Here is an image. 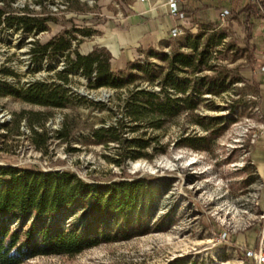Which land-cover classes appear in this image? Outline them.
<instances>
[{
	"label": "rangeland",
	"instance_id": "obj_1",
	"mask_svg": "<svg viewBox=\"0 0 264 264\" xmlns=\"http://www.w3.org/2000/svg\"><path fill=\"white\" fill-rule=\"evenodd\" d=\"M132 2L0 0V81L14 86L34 79L51 81L64 68V57L52 62L44 58L31 70L36 66L28 49L34 38L44 43L66 29L94 30L89 37L76 33L84 39L79 47L83 53L102 34L106 39L115 36L114 21L120 12L129 13L124 6ZM27 14L49 17V30L35 37L27 34L15 20ZM107 22L104 33L100 29ZM247 25L244 17L233 15L213 28L225 37L221 44L212 43L209 64L229 84L219 95H204L196 110L149 130L165 145L152 159L117 166L102 157L107 151L89 135L103 119L109 122L117 116H109L105 107L77 99L66 108H47L0 96V165L69 171L90 183L144 181L137 208L140 225L129 239L101 243L72 257L36 256L22 264H254L243 249L264 250V38L252 32L249 40ZM182 41L169 38L167 31L158 42L120 51L126 50L128 59L144 61L151 49L172 52ZM114 60L116 70L119 61ZM70 76L68 87L89 100L107 102L114 95L108 88L90 89L89 80L79 73ZM103 90L108 97H101ZM213 117L218 119L210 121Z\"/></svg>",
	"mask_w": 264,
	"mask_h": 264
},
{
	"label": "trees",
	"instance_id": "obj_2",
	"mask_svg": "<svg viewBox=\"0 0 264 264\" xmlns=\"http://www.w3.org/2000/svg\"><path fill=\"white\" fill-rule=\"evenodd\" d=\"M246 17L252 41L256 16L251 8ZM49 19L29 14L15 17L16 24L34 37L49 30ZM208 30L212 33L203 44ZM78 32L86 37L95 33L74 28L44 43L34 38L28 49L36 66L31 70L35 71L42 59L52 62L58 56L64 57V68L56 71L51 81L34 79L22 86L0 81V96L47 108H66L77 99L105 107L109 116H117L109 122L103 119L89 136L107 151L102 157L117 166L127 160L152 159L163 152L165 145L149 130H159L169 119L196 110L204 95H219L229 84L209 64L212 43L221 44L225 37L214 31L212 24L202 25L201 31L183 38L179 50L151 49L146 60H131L118 71L111 67L112 55L107 48L96 45L86 54L80 52L84 39ZM207 70L213 75L205 74ZM4 72L14 74L9 69ZM71 73L86 77L90 89L108 88L114 95L107 102L89 100L68 87ZM197 122L213 132L203 121ZM143 186V179L100 184L69 171L0 165V264H22L36 256L72 257L101 243L129 239L140 225L137 208Z\"/></svg>",
	"mask_w": 264,
	"mask_h": 264
},
{
	"label": "crops",
	"instance_id": "obj_3",
	"mask_svg": "<svg viewBox=\"0 0 264 264\" xmlns=\"http://www.w3.org/2000/svg\"><path fill=\"white\" fill-rule=\"evenodd\" d=\"M189 5L193 8L195 19L200 25L214 24L217 9L220 7L230 8L234 15L244 17L245 20L247 19V11L251 8L256 16L252 25L254 35L258 32L261 38H264V0L262 11L251 3L246 5V0H193ZM124 8L129 13L126 16L122 13L117 15L114 21L115 36H108L107 39L104 37L106 35L105 30L109 28L111 23L107 22L100 29L105 33L101 35L103 38L98 39L96 43L83 52L84 54L90 52L96 45L107 48L112 55V69L114 58H118L117 71L124 69L126 64L131 61L127 58L126 50L120 51V49H123L122 47L126 49L128 46L143 45L152 40L158 42L163 38L164 32L169 31L177 22L167 14L166 0H147L144 3L133 0L131 4L125 5ZM247 8L249 9L247 10Z\"/></svg>",
	"mask_w": 264,
	"mask_h": 264
},
{
	"label": "built area",
	"instance_id": "obj_4",
	"mask_svg": "<svg viewBox=\"0 0 264 264\" xmlns=\"http://www.w3.org/2000/svg\"><path fill=\"white\" fill-rule=\"evenodd\" d=\"M140 3H144L147 0H137ZM193 0H166L167 14L175 21L173 27L168 31L169 38H186L190 34H195L197 30L201 31L200 24L195 19L193 8L190 7V2ZM251 3L262 11L263 0H246V5ZM126 10V8H124ZM121 15V12L120 14ZM234 12L227 7H220L216 12V22L213 28H216L226 23ZM244 255L246 259L252 260L254 264H264V250L262 248H246Z\"/></svg>",
	"mask_w": 264,
	"mask_h": 264
},
{
	"label": "water",
	"instance_id": "obj_5",
	"mask_svg": "<svg viewBox=\"0 0 264 264\" xmlns=\"http://www.w3.org/2000/svg\"><path fill=\"white\" fill-rule=\"evenodd\" d=\"M93 96H94V95H91V96H89V98L93 99ZM108 96H109V93H107L106 90H103V91H102V94H101V97H102V98H106V97H108ZM96 100H100V98H98V99H96ZM49 171H50V170H49Z\"/></svg>",
	"mask_w": 264,
	"mask_h": 264
}]
</instances>
